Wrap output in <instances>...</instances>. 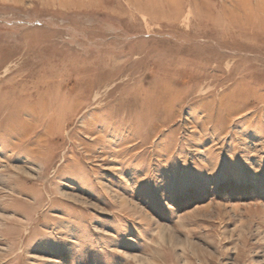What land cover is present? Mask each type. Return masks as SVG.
<instances>
[{
  "label": "rangeland",
  "instance_id": "obj_1",
  "mask_svg": "<svg viewBox=\"0 0 264 264\" xmlns=\"http://www.w3.org/2000/svg\"><path fill=\"white\" fill-rule=\"evenodd\" d=\"M0 264H264V0H0Z\"/></svg>",
  "mask_w": 264,
  "mask_h": 264
}]
</instances>
